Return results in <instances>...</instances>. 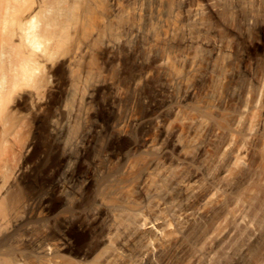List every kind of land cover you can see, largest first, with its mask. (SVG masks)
<instances>
[{"label":"rangeland","instance_id":"1","mask_svg":"<svg viewBox=\"0 0 264 264\" xmlns=\"http://www.w3.org/2000/svg\"><path fill=\"white\" fill-rule=\"evenodd\" d=\"M171 1L75 3L3 145L0 264H264V0Z\"/></svg>","mask_w":264,"mask_h":264},{"label":"bare ground","instance_id":"2","mask_svg":"<svg viewBox=\"0 0 264 264\" xmlns=\"http://www.w3.org/2000/svg\"><path fill=\"white\" fill-rule=\"evenodd\" d=\"M80 1L0 0V157L6 137L17 120L15 108L29 100L33 91L43 88L40 89L53 70L51 63L56 58L54 47L56 49L65 42L73 23V13L77 10L75 3ZM147 1L156 3L153 12L155 20L173 29L172 24H167L165 16L173 15L174 11L166 13L161 10L162 5H169L171 0H135L136 7L132 14L142 17ZM198 12V9L195 10L193 17ZM134 32L138 36L148 35L139 26ZM161 60L165 61L166 58ZM5 207V204L0 203L1 225L5 221Z\"/></svg>","mask_w":264,"mask_h":264}]
</instances>
